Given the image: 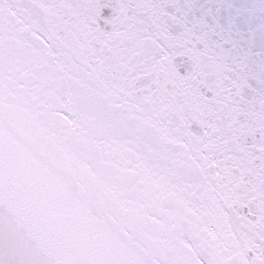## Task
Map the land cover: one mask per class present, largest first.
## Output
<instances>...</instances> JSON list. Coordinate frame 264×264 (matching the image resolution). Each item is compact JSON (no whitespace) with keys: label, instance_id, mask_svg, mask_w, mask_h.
Here are the masks:
<instances>
[{"label":"snow or ice","instance_id":"obj_1","mask_svg":"<svg viewBox=\"0 0 264 264\" xmlns=\"http://www.w3.org/2000/svg\"><path fill=\"white\" fill-rule=\"evenodd\" d=\"M155 0H0V264H264V72Z\"/></svg>","mask_w":264,"mask_h":264},{"label":"water","instance_id":"obj_2","mask_svg":"<svg viewBox=\"0 0 264 264\" xmlns=\"http://www.w3.org/2000/svg\"><path fill=\"white\" fill-rule=\"evenodd\" d=\"M200 50L250 75L264 72V0H155Z\"/></svg>","mask_w":264,"mask_h":264}]
</instances>
